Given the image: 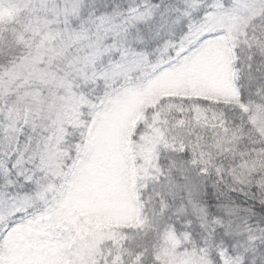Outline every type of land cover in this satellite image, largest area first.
I'll return each mask as SVG.
<instances>
[{
  "label": "snow or ice",
  "instance_id": "snow-or-ice-1",
  "mask_svg": "<svg viewBox=\"0 0 264 264\" xmlns=\"http://www.w3.org/2000/svg\"><path fill=\"white\" fill-rule=\"evenodd\" d=\"M0 264H264V0H0Z\"/></svg>",
  "mask_w": 264,
  "mask_h": 264
}]
</instances>
